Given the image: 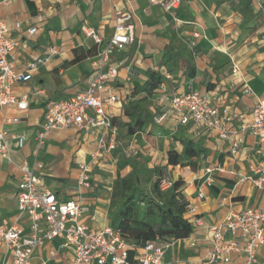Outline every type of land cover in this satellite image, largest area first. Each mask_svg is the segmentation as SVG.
Masks as SVG:
<instances>
[{"label":"crops","instance_id":"1","mask_svg":"<svg viewBox=\"0 0 264 264\" xmlns=\"http://www.w3.org/2000/svg\"><path fill=\"white\" fill-rule=\"evenodd\" d=\"M119 11L133 13L135 28L133 40L111 55L119 65L116 87L120 99L108 107L116 148L100 147V126L51 130L39 146L36 136L48 103L87 88L93 62L108 43ZM0 19L10 27L8 37L18 43L10 56L17 70L38 53L47 57L29 81L14 86L15 95L27 97L28 108L0 106V129L7 132L10 143L9 155L0 156V221L8 227L17 223L25 232L29 229V217L20 215L17 199L21 165L26 161L58 198L74 197L90 207L83 216L90 227H115L125 206L123 196L114 194L117 160L124 154L137 167L145 163L159 166L160 174L171 182L183 180L179 190L195 209L186 216L202 218L190 236L173 242L166 264H240L242 252L233 253L229 262L210 261V226L223 222L230 211L264 209V189L240 181L264 160L256 152L257 138L244 133L242 148L233 154L229 141L210 132L198 134L193 123L180 125L170 116L157 124L153 116L169 108L173 92L192 87L208 95L221 111L235 114L236 125L251 119L252 108L264 99V10L260 2L242 0L236 5L232 0H183L178 9L168 12L149 0H8L0 8ZM83 24L101 29L104 42L96 44L87 37L81 31ZM31 26L38 28L35 34L27 32ZM168 51L180 61L172 70L164 58ZM150 72L164 76L153 91L144 88ZM19 134L26 136L22 147L15 139ZM184 140H192L203 150L199 158L182 153ZM171 150L180 153L184 164L169 163ZM190 160L196 165L189 164ZM84 165L89 166V179L82 183ZM132 168H123L121 177ZM236 239L245 242L241 235ZM62 242L61 238L45 241L31 264H73V252ZM11 262L12 254L0 240V264ZM257 264H264V244L258 250Z\"/></svg>","mask_w":264,"mask_h":264},{"label":"built area","instance_id":"2","mask_svg":"<svg viewBox=\"0 0 264 264\" xmlns=\"http://www.w3.org/2000/svg\"><path fill=\"white\" fill-rule=\"evenodd\" d=\"M182 1L149 0L168 12L178 9ZM232 1L236 5L242 2ZM257 1L264 10V0ZM7 2L8 0H0V8ZM16 27L20 29L21 23L17 22ZM134 28L133 13L117 12L114 31L93 62L87 88L48 103L41 129L36 136L39 146L44 143L46 134L51 130L100 126L103 129L100 147L108 150L116 148V131L108 107L120 99L116 87L119 65L111 60V55L133 40ZM9 31L10 27L0 19V106L15 104L20 109H27V97L15 95L14 86L29 81L46 62L47 57L38 53L22 70H17L10 56L18 43L8 37ZM37 31L36 26L27 29L29 34ZM81 31L96 44L104 42L105 34L99 28L83 24ZM195 35L199 36V33L195 32ZM246 89L250 91V88ZM170 116L176 117L180 125L193 123L198 134L210 132L229 141L233 154H237L242 148L243 134L250 133L257 138L256 152L264 156V99L256 102L251 110L250 120L236 125L235 114L221 111L208 95L191 87L183 92H173L169 108L157 112L153 121L163 124ZM15 139L18 146L22 147L26 136L19 134ZM9 151L7 132L0 129V156L7 157ZM88 167L82 166V183L89 179ZM21 170L18 207L20 215L27 214L29 217V229L25 232L17 223L8 227L0 221V240L12 254L11 264H31L36 249L45 241L55 238H61L62 246L73 252V264H133L134 261L138 264H166V253L177 239L174 236L168 239L157 237L137 244L126 240L116 227L92 228L83 220V216L90 211L87 204L74 197L67 200L58 198L26 161L21 165ZM240 181L251 182L264 189V160L253 168L252 173L242 176ZM171 185L170 180L163 179L161 188ZM199 195L204 196L202 192ZM194 210L189 203L185 216ZM186 218L194 225L202 223V218L197 215ZM210 231L211 262H229L233 253L242 252L243 260L240 264H257L258 250L264 244V209L250 207L242 211H230L223 222L212 224ZM237 235L243 236V244L236 239Z\"/></svg>","mask_w":264,"mask_h":264},{"label":"trees","instance_id":"3","mask_svg":"<svg viewBox=\"0 0 264 264\" xmlns=\"http://www.w3.org/2000/svg\"><path fill=\"white\" fill-rule=\"evenodd\" d=\"M166 62H169L168 68L179 65L180 61L177 57L170 53V51L164 54ZM191 69V66L188 67ZM193 72L190 71V75ZM164 76L160 72H150L149 81L145 84L144 88L148 87L150 91L158 88L163 81ZM144 124V121H142ZM203 150L198 148L192 140H184L182 153L188 155L190 158L198 157L201 155ZM120 152V150H118ZM180 153L176 150H171L169 152V163L172 165H182L184 164L180 160ZM193 166L196 165L195 161L190 160L188 162ZM118 164V178L114 184V194L118 193L123 196L124 208L120 210V216L115 220L114 226L118 228L123 237L132 243L141 244L148 240H154L157 237L168 239L170 236L175 238H186L194 230V224L188 218H186L185 213L188 211L189 202L183 196L180 187L183 185V180H176L172 182V185L168 188L162 189L161 183L159 188L162 190L171 189L172 194L165 197L164 201L159 198L162 197L161 192H158L157 196H149L141 192V198L144 202L148 204L147 210L150 212L156 211L159 213L161 221L156 224H151L144 218H140L138 215L137 202L133 196L135 191V171L136 166L132 163L129 157L124 154L120 155L117 160ZM131 165L132 171L125 177H121V170L126 166Z\"/></svg>","mask_w":264,"mask_h":264},{"label":"rangeland","instance_id":"4","mask_svg":"<svg viewBox=\"0 0 264 264\" xmlns=\"http://www.w3.org/2000/svg\"><path fill=\"white\" fill-rule=\"evenodd\" d=\"M136 166V165H135ZM159 166L157 165H148V163L143 166H136L135 176V191L132 193L138 207V213L140 218L148 221L151 224H156L161 221L159 213L156 211L149 212L147 210L148 204L142 200L141 192L149 196H159L158 192H161L162 197L159 199L164 201L169 195L173 192L171 189L162 190L159 188V184L163 179H168L164 174H160ZM143 202V203H142ZM119 210V209H117Z\"/></svg>","mask_w":264,"mask_h":264}]
</instances>
